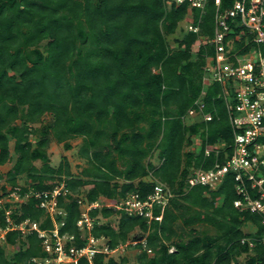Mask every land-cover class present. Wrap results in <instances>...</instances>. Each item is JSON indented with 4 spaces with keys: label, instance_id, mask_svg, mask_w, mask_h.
Instances as JSON below:
<instances>
[{
    "label": "trees",
    "instance_id": "1",
    "mask_svg": "<svg viewBox=\"0 0 264 264\" xmlns=\"http://www.w3.org/2000/svg\"><path fill=\"white\" fill-rule=\"evenodd\" d=\"M166 1L0 0V167L13 160L11 142L16 155L12 169L0 172V190L6 191L3 181L15 188L20 178L30 182L22 193L32 188L50 191L65 183L72 196L59 199L67 214L61 233L73 236V244L81 248L85 240L77 227L81 209L75 196L89 203H120L136 193L145 200L154 184L144 180L153 172L178 194L163 221L149 225L146 219L102 208L90 213L93 237L105 239L112 251L136 242L128 248L139 251L138 264H264L263 246L258 244L251 253L241 244L245 237L261 238L264 227L258 215L235 207L240 197L231 174L215 191L203 186L186 189L193 169L225 163L234 128L221 86L203 85L209 47L202 45L193 53L199 38L215 35V4L210 3L202 16L193 9L191 21L188 5L169 8ZM235 1L222 0L221 10ZM183 22L200 32L181 30L173 48L169 37L177 35ZM260 49L264 55V44ZM204 90L205 112L213 120L199 116V123L188 126L183 119L197 110L195 103ZM46 116L53 120L35 128ZM195 136L201 138L200 151L185 153ZM77 139L82 141L79 156L86 162L82 172L74 175L67 157L58 168L52 167V141L71 151V141ZM219 143L224 146L221 154L207 157L206 150ZM155 155L158 167L146 162ZM36 162L43 167L38 169ZM12 218L40 223L42 229L54 225L34 199ZM198 225L212 227L216 234H200ZM247 225L256 233L245 231ZM8 247L16 251L8 252ZM48 258L37 234L10 233L0 244V264H34L35 259ZM94 263L128 260L105 261L99 255Z\"/></svg>",
    "mask_w": 264,
    "mask_h": 264
},
{
    "label": "built area",
    "instance_id": "2",
    "mask_svg": "<svg viewBox=\"0 0 264 264\" xmlns=\"http://www.w3.org/2000/svg\"><path fill=\"white\" fill-rule=\"evenodd\" d=\"M166 3L169 8L172 5H188V18L191 21L194 19L193 9L199 10L202 16L210 3L215 4V35L209 40L199 38L196 46L209 47L205 54L203 85L205 88L213 84L221 86L229 120L234 128L232 152L226 153L225 163L217 162L209 170L193 169L187 178L186 189L203 186L215 191L231 174L240 197L235 202V207L240 212L258 215L264 227V55L260 49L264 44V0H236L231 8L224 11L221 10L222 0H167ZM187 31L199 34L200 29L190 24ZM205 96L204 90L195 103L197 110H191L189 114L200 115L205 122H211L213 115L205 112ZM197 141L202 146L200 137ZM222 150L223 145L219 143L213 149H207L206 156L211 152L218 156ZM22 192L20 186L0 191V244L6 242L10 233L19 232L22 237L37 234L49 258L35 259L34 264H82L84 261L86 264H95L94 260L99 255L105 256V261H108L113 258L114 251L105 239H97L91 235L95 224L90 215L92 211L102 208L117 209L130 217L146 219L151 225L153 222L163 221L166 209L178 195L168 185L156 182L153 193L145 200L136 193L120 203L106 199L89 203L75 196L81 209L77 227L85 240V245L78 248L73 244V236L61 233L67 214L60 207L59 199L72 196L65 183L50 191H36L32 188L26 193ZM32 199L39 203L40 209L51 219L54 224L52 229H42L40 223L30 220L17 223L12 218L14 212ZM156 211H159L158 215L155 214ZM255 233L256 231L252 234ZM68 244L71 246L68 247ZM136 244L134 242L127 245ZM142 244L146 246L145 241ZM241 244L253 253L258 244L264 247V235L261 238L245 237ZM120 248L125 250L124 246Z\"/></svg>",
    "mask_w": 264,
    "mask_h": 264
},
{
    "label": "rangeland",
    "instance_id": "3",
    "mask_svg": "<svg viewBox=\"0 0 264 264\" xmlns=\"http://www.w3.org/2000/svg\"><path fill=\"white\" fill-rule=\"evenodd\" d=\"M187 29H188V25L186 24V22H183L180 25V29H179L177 35H175L174 37H169V42L173 48L177 47V44L174 41L176 38H179L181 36V30H184L185 32H187ZM198 49H199V46H195L193 49V53L194 54L198 53ZM199 116L200 115H196V114L191 115L188 113L187 117H185L183 119V121L186 125L191 126L195 123H199V121H200ZM52 120H53L52 116H46L43 119L42 124L36 125L35 128H41L44 125L50 123ZM32 139H33V143L35 144L36 138H32ZM197 139H199V136H195V137L191 138V140H190L191 143L188 147H186L185 153L191 152V153L197 154L200 151L201 143L196 141ZM81 144H82V141L80 139L71 141V145H72L73 149L71 151H66L64 149L63 145H59L55 141H52V143L48 149V153H49V157H50V161H51V166L58 168L60 166L62 159L64 157H67L69 160L70 166H71L72 173L74 175H79L82 172V170L86 167V162L83 161L79 156ZM10 146H11V150H12L13 160L9 164H7L6 166L0 167V172L2 174L8 173L12 169V167L14 166L15 161H16V155L13 152L14 151V142H11ZM146 162L147 163L152 162L156 167H158L161 164L157 159V155H155V157L148 158V160ZM35 165L38 169H41L43 167L42 162H36ZM144 181H147V182L153 183V184H155L156 182H160L155 178V176L153 175V172H150V174L148 175V177ZM28 184H30V182L27 183L26 178H20L19 179V185L18 186H20L21 188H24ZM2 186H6V190L12 189V187L7 185L6 182H4V181L2 182ZM112 223L116 227L117 226V219L113 218ZM178 227H179L180 231H181V228H182V230L184 229L181 222L178 223ZM196 229L200 234L202 232H206L209 235L216 234L215 230L209 226L198 225L196 227ZM184 231L186 233H188L189 229H185ZM245 231H247L249 234H251V233H254L255 228L247 225L245 228ZM146 235H148V234H146ZM124 249L125 250H123V248L117 249L116 251H114L112 253V257L116 261H119V262L126 259V260H128L127 264H138L137 257L139 255V251L134 249V248H128V245L124 246ZM7 251L14 253L16 251V248L15 247H8ZM174 251H175L174 249L171 250V252H174ZM246 260H247V256H245V255L240 258V262H242V263H244Z\"/></svg>",
    "mask_w": 264,
    "mask_h": 264
},
{
    "label": "crops",
    "instance_id": "4",
    "mask_svg": "<svg viewBox=\"0 0 264 264\" xmlns=\"http://www.w3.org/2000/svg\"><path fill=\"white\" fill-rule=\"evenodd\" d=\"M196 141H197V140H196ZM151 163H152V162H151ZM145 179H146V178H145ZM255 231H256V229H255ZM255 231H254V232H255Z\"/></svg>",
    "mask_w": 264,
    "mask_h": 264
}]
</instances>
